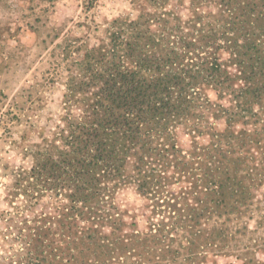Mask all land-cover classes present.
Masks as SVG:
<instances>
[{
  "label": "rangeland",
  "instance_id": "1",
  "mask_svg": "<svg viewBox=\"0 0 264 264\" xmlns=\"http://www.w3.org/2000/svg\"><path fill=\"white\" fill-rule=\"evenodd\" d=\"M128 43L188 109L74 181L65 137ZM0 264H264V0H0Z\"/></svg>",
  "mask_w": 264,
  "mask_h": 264
},
{
  "label": "trees",
  "instance_id": "2",
  "mask_svg": "<svg viewBox=\"0 0 264 264\" xmlns=\"http://www.w3.org/2000/svg\"><path fill=\"white\" fill-rule=\"evenodd\" d=\"M134 45L128 43L122 59L132 61L130 67L115 64L94 74L100 81L94 93L96 99L79 135L72 132L65 137L68 153L61 162L73 170L69 174L74 181H94L100 170L105 176L119 173L128 156L137 154V145L143 142L144 147L149 140V135H140L143 129L146 134L150 125L159 130L188 109L183 75L170 68L152 73L155 65L146 68V63L135 55ZM259 91L257 87L255 94ZM134 164L140 166L141 161L136 157ZM51 168L50 172L55 173L57 167Z\"/></svg>",
  "mask_w": 264,
  "mask_h": 264
}]
</instances>
